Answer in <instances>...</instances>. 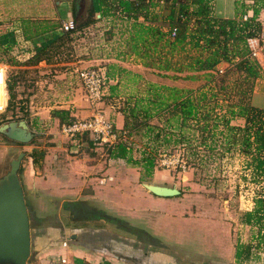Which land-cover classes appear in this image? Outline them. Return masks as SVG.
<instances>
[{
	"label": "trees",
	"instance_id": "1",
	"mask_svg": "<svg viewBox=\"0 0 264 264\" xmlns=\"http://www.w3.org/2000/svg\"><path fill=\"white\" fill-rule=\"evenodd\" d=\"M97 1L99 18L131 21L129 49L144 60V66L173 80L200 81L196 88L161 85L122 69L126 86L119 95V81L111 83L113 77L104 67L103 95L109 90L110 96H122L124 100L119 108L123 126L115 142L104 147L108 157L140 167L141 179L145 180L157 164L156 156L166 147H184L181 160L187 167L197 168L235 152L244 157L243 168L248 173L243 178L264 185V109L251 104L256 80L263 77V70L250 56L248 38L240 33L248 21L215 16L213 0ZM239 1L245 5V0H236ZM250 1L253 16L249 21H253L264 8V0ZM94 15L90 9L88 18L79 26L98 20ZM139 17L143 20L139 21ZM46 49L36 51L27 62L43 60ZM13 86L14 80L6 76V107L11 105ZM50 114L61 123L75 119L65 109L54 108ZM0 134L9 141L26 144ZM135 135L142 141L138 157L133 155ZM30 143L31 140L27 142ZM29 155L33 164L39 165L44 152L34 149ZM79 211L71 210L72 221L88 219L75 215ZM241 222L256 228L258 242L264 240V189L253 196V207L242 214ZM250 247L236 243L235 258H248Z\"/></svg>",
	"mask_w": 264,
	"mask_h": 264
},
{
	"label": "rangeland",
	"instance_id": "2",
	"mask_svg": "<svg viewBox=\"0 0 264 264\" xmlns=\"http://www.w3.org/2000/svg\"><path fill=\"white\" fill-rule=\"evenodd\" d=\"M63 1H69L71 9L74 8L69 17L74 18L77 25L82 24L87 17L86 11L91 0H0V63L5 66L6 76L14 80L13 99L11 105L0 112L1 124L8 121L24 120L32 129L30 119L34 117V112H38L42 119H46V123H49L47 121L48 108L67 105L70 100L82 107L81 110L84 111L82 118L91 116L85 117L87 111L93 107L86 97L76 70L91 67L103 70L102 65L89 64L85 58L86 51L92 52L97 48L96 44L99 42L101 34L96 30L99 26L79 30L80 32L85 31L82 32L83 34L74 31L70 35H64L60 34L58 28V30L55 29L56 32L50 33L52 26H59L65 19V16L60 14L62 12L60 5ZM247 3L252 5V1ZM106 33L103 32L102 37H106ZM42 48H47L43 60L37 63L27 62L36 51ZM93 53L95 55L94 51ZM3 61H9L11 64H5ZM177 83L188 85V81H184V79H180ZM199 84L200 81H193L189 83L190 86L180 87L196 88ZM5 99L8 101L9 94L5 87L2 89V85H0V104L4 103ZM122 101H124L122 97H117L115 100L119 107L123 105ZM111 110L113 111V109ZM106 111L105 109L103 113ZM235 122L243 123L242 120ZM41 124L43 122H40L38 128L31 131L35 133L31 139V145L9 141L0 134V178L9 171L11 162L16 159L18 154L23 152L24 155L17 170L20 179L19 173H22L24 169L22 164L26 163V156H28L26 154L32 150V145H47L48 142L45 139L38 140L40 134L38 135L37 132L45 131L44 125L41 126ZM41 135L43 136V134ZM69 139L67 137L65 141H69ZM132 139L134 141L133 155L138 157L142 141L139 135H135ZM64 143L66 145V142ZM85 148L87 149L85 152H93L87 147ZM102 148L98 149L99 153L93 152L97 156L90 157L88 160L94 166L99 163L98 172L90 175L99 176L98 179L96 178L98 184L106 179L109 180L111 175L104 174V172L110 167L115 176H124L131 185L138 183L145 187L144 183L157 184L175 187L180 191V194L170 196L172 202L156 206L155 221L162 218L161 215L169 212L175 216L187 218L185 223L174 222L171 226L167 225L169 221L161 223V227L157 231L164 242H171L186 256L198 259L218 258L224 244L226 229V232H230L234 245L242 243L245 246H251L248 250L249 259L252 255L256 257V254L259 253L263 259L259 264H264V240L258 242L255 236L256 228L241 222L242 214L253 207V196L261 194L264 185H256L243 178V174L248 172L243 168L244 157L242 155L235 152L231 155L226 153L221 159L212 160L202 168L187 167L181 160L184 147H176L172 150L170 147H166L159 152L160 155L156 156L157 164L153 172L145 180H142L140 167L125 166L128 168L125 172L122 167L123 162L109 164L106 150L104 146ZM119 181L115 178L116 183ZM131 185L130 187H132ZM132 189L134 188L132 187ZM145 189L147 188L145 187ZM58 200H56L57 204L55 203L56 211L52 212L48 219L43 220L44 222L41 224L108 226L128 238L142 237L149 240L148 242L165 245L161 243L160 238L158 240L150 238L148 231L143 227L140 228V225L142 226L144 223L150 227L149 231L153 232L152 224L148 223V218L142 217L139 220L140 223L129 219L114 207L104 205L99 195L84 201H69L67 203L65 201L66 204L60 206V200ZM71 210H80L78 213L75 212V215H84L94 220L72 221ZM99 211L116 218L119 223H111L107 216L103 217L105 219H100L102 215Z\"/></svg>",
	"mask_w": 264,
	"mask_h": 264
},
{
	"label": "crops",
	"instance_id": "3",
	"mask_svg": "<svg viewBox=\"0 0 264 264\" xmlns=\"http://www.w3.org/2000/svg\"><path fill=\"white\" fill-rule=\"evenodd\" d=\"M247 2L251 1L245 0V5L242 6V1L237 3L236 0H213L212 12L217 17L240 19L243 13L248 10L252 11V5ZM60 8L62 10L60 14L65 16V19L62 20L64 22L68 19L70 12L74 11V8L71 9L69 1L61 2ZM90 9L95 14V18H99L98 1L91 0V4L86 11L87 17L84 21L88 18ZM142 20L143 18L139 17V21ZM263 20L264 8L260 9L255 20L248 21L245 24V28L240 33L248 39H255L259 34L260 22ZM60 25L61 23L57 27L52 26L49 32H56L55 29H59ZM130 25L131 21L125 19L116 21L111 18L95 19L93 23L82 27L76 25V33L86 28L99 26L96 30L100 31L101 38L96 44V46L98 45L97 48L92 50V52L86 51V62L102 65L103 69L105 67L110 76L113 77L111 83L119 81V90L117 91L119 95L124 92L126 86L122 69L139 74L144 80L156 84L185 86L177 83L180 79L173 80L158 75L157 70L144 66V60L130 51L129 46L131 43L128 42ZM146 25L147 23H144V27ZM142 30L144 31L145 29ZM109 31L111 33L110 36L109 33H106L107 36L102 37L103 32ZM82 32L84 33L85 31ZM82 32L80 33L83 34ZM255 59L261 65L263 77L256 80L251 96V104L264 109V46L259 48ZM144 73L147 74L145 75ZM184 81H188V85L185 87L190 86L189 83L193 82L191 80ZM121 97L119 96L118 98ZM116 98L114 95L110 96L109 90H106L102 100L97 106H92L93 108L87 111L88 113L85 114V117L92 115L94 110L103 112L106 109L107 113L105 112L104 114L111 120L114 130L118 133L123 126L124 119L123 114L119 110V105L115 102ZM54 108L65 109L70 116L75 118H82L84 114V111L81 110L82 107L70 100L67 105L50 106L48 108L47 121L49 123H46V119H42L38 112H34V117L30 119V126L32 127V129L29 128L30 131H33L36 127L38 128L40 122H43L41 126L44 125L45 131L37 132L38 135L43 134V136L39 135L40 138L38 140L45 139L48 143L46 146L32 145V150H43V158L40 160L39 165H34L29 155L32 150L28 151L26 163L22 164L24 169L22 173H19L30 226L31 255L26 264H58V259L62 256L73 264H259L263 261L259 253L256 254L257 256L255 255L256 257L252 255L251 259L242 257L240 261L237 260L235 258V245L231 239L230 232H226V229L224 244L220 249L218 258L198 259L186 256L176 249L171 242H164L157 231L161 227V223L169 221L167 225L171 226L174 222L185 223L187 220V218L179 215L175 216L169 212L161 215L162 218L155 221L154 217L157 216L155 214L156 206L172 202L171 197L155 195L145 189L142 184L131 185L124 176H115L113 169L110 167L107 168L104 174L111 175V179H106L98 184L97 179L99 176L93 177L90 175L98 172L99 163L94 166L88 160L90 157L97 156L96 153H99L98 149L102 147L94 146L86 134L78 138V141L70 139L65 141L67 137L60 130L62 123L59 122L58 118L50 114V111ZM37 115L39 116L37 117ZM64 142H66V145ZM85 147L96 153L85 152L87 150ZM107 159L109 164L111 162H123L120 159L110 157H107ZM124 164L122 167L126 172L128 168L125 166L128 165ZM115 178L120 181L116 183ZM130 185L135 189V192H133L134 189ZM98 195L104 205L114 207L116 210L121 211L125 217L128 216L127 218L129 219L131 218L140 223L139 220L142 217L148 218V223L152 224L153 232L149 231L150 227L144 225V223H142V226L140 225V228H145L150 238L155 240L160 238L161 243L167 246L148 242L149 240L142 237L136 236L137 239L128 238L113 231L108 226H65L63 223L41 224L48 219L52 212L56 211L57 199L60 200H58L60 206L65 204V201L66 203L69 201H84L89 198H95ZM90 220L94 219L84 221L88 222Z\"/></svg>",
	"mask_w": 264,
	"mask_h": 264
},
{
	"label": "water",
	"instance_id": "4",
	"mask_svg": "<svg viewBox=\"0 0 264 264\" xmlns=\"http://www.w3.org/2000/svg\"><path fill=\"white\" fill-rule=\"evenodd\" d=\"M0 133L22 143L29 142L34 136L24 120L0 124ZM23 155V152L19 153L9 171L0 178V264H26L31 255L29 215L17 175ZM144 186L158 196L180 193L177 188L165 185L144 183Z\"/></svg>",
	"mask_w": 264,
	"mask_h": 264
},
{
	"label": "built area",
	"instance_id": "5",
	"mask_svg": "<svg viewBox=\"0 0 264 264\" xmlns=\"http://www.w3.org/2000/svg\"><path fill=\"white\" fill-rule=\"evenodd\" d=\"M253 16L251 10L246 11L241 15L242 21H249ZM76 21L74 18H68L60 25L59 32L72 31L76 29ZM175 35V28L171 33ZM250 47V56L256 58L259 48L264 46V20L260 22L259 34L255 39H248ZM222 68L219 69V72ZM77 77L79 78L89 103L92 106L102 100L103 97V78L104 73L101 68H80L76 70ZM6 71L5 66L0 63V85L5 87ZM7 99L4 103L0 104V112L6 109ZM61 132L73 141H78V138L87 134L94 146L107 147L112 145L116 138L117 132L114 130L112 122L100 110H95L94 113L88 118H75L71 121L63 122L60 125ZM111 179V177L109 178ZM102 182V181H101ZM58 264H73L62 256L58 259Z\"/></svg>",
	"mask_w": 264,
	"mask_h": 264
},
{
	"label": "flooded vegetation",
	"instance_id": "6",
	"mask_svg": "<svg viewBox=\"0 0 264 264\" xmlns=\"http://www.w3.org/2000/svg\"><path fill=\"white\" fill-rule=\"evenodd\" d=\"M101 215H102V216L100 217V219H105V218H103V217H106V215H105V214H102V213H101ZM98 218H99V217H98ZM108 218H110V217H108ZM88 219H93V218H88ZM88 219H87V220H88ZM90 221H91V220H90ZM109 221H110L111 223H114V224L119 223V222H118L117 220H115V219H114V221H112V218H110ZM128 231H132V230H128Z\"/></svg>",
	"mask_w": 264,
	"mask_h": 264
},
{
	"label": "bare ground",
	"instance_id": "7",
	"mask_svg": "<svg viewBox=\"0 0 264 264\" xmlns=\"http://www.w3.org/2000/svg\"><path fill=\"white\" fill-rule=\"evenodd\" d=\"M4 88V86L2 85V89Z\"/></svg>",
	"mask_w": 264,
	"mask_h": 264
}]
</instances>
